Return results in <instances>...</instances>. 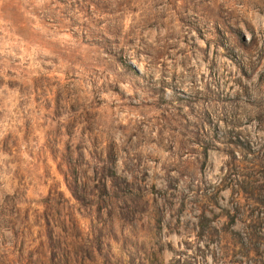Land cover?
Masks as SVG:
<instances>
[{"label": "rangeland", "instance_id": "obj_1", "mask_svg": "<svg viewBox=\"0 0 264 264\" xmlns=\"http://www.w3.org/2000/svg\"><path fill=\"white\" fill-rule=\"evenodd\" d=\"M0 264H264V0H0Z\"/></svg>", "mask_w": 264, "mask_h": 264}]
</instances>
